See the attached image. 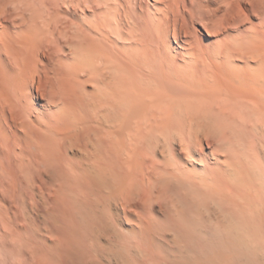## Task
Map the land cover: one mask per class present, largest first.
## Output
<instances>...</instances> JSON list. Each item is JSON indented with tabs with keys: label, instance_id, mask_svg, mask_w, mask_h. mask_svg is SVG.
<instances>
[{
	"label": "clouds",
	"instance_id": "obj_1",
	"mask_svg": "<svg viewBox=\"0 0 264 264\" xmlns=\"http://www.w3.org/2000/svg\"><path fill=\"white\" fill-rule=\"evenodd\" d=\"M0 264H264V0H0Z\"/></svg>",
	"mask_w": 264,
	"mask_h": 264
}]
</instances>
